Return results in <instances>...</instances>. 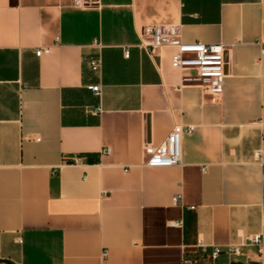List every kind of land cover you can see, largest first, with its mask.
I'll return each mask as SVG.
<instances>
[{"label":"crops","instance_id":"obj_1","mask_svg":"<svg viewBox=\"0 0 264 264\" xmlns=\"http://www.w3.org/2000/svg\"><path fill=\"white\" fill-rule=\"evenodd\" d=\"M98 3L0 0V264H264V0ZM150 24L230 44L220 97L140 47ZM178 123L181 163L146 165Z\"/></svg>","mask_w":264,"mask_h":264},{"label":"built area","instance_id":"obj_2","mask_svg":"<svg viewBox=\"0 0 264 264\" xmlns=\"http://www.w3.org/2000/svg\"><path fill=\"white\" fill-rule=\"evenodd\" d=\"M76 7H90L98 5V0H72ZM140 47L146 52L152 54L156 49L165 46L174 47L175 52L171 55V66L180 72L181 84L193 83L200 87L202 94H209L214 99L222 94L224 78L228 73L227 53L230 48L228 43H203L199 41H183L179 24H150L144 25L139 31ZM48 46H39L35 49V54L40 56L49 52ZM264 51V48H263ZM124 55L128 56V50L124 49ZM101 57L97 55L90 61V68L94 72L101 69ZM87 88L96 95L101 94L102 86L100 82L91 83ZM194 130L193 124H175L169 131L164 140L154 145L151 142H143V151L146 154L145 164L152 167L174 166L181 163L182 151L181 141L185 133H191ZM36 140L39 138L36 137ZM264 142V137H263ZM109 147H103L101 153H108ZM256 159L260 160L261 150L254 152ZM182 200L181 193H176L172 197L173 204H180ZM193 208V207H190ZM171 225H178L179 221H171ZM255 244L259 251L264 245V239L261 234H255L248 239ZM197 246L203 253L208 252L210 258L215 259L222 251L239 253V247L234 245H212L208 250L207 245L201 240Z\"/></svg>","mask_w":264,"mask_h":264}]
</instances>
